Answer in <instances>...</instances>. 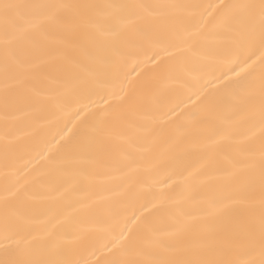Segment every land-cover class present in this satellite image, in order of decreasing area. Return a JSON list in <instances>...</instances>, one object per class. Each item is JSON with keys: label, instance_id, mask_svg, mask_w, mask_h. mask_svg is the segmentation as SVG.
<instances>
[{"label": "bare ground", "instance_id": "bare-ground-1", "mask_svg": "<svg viewBox=\"0 0 264 264\" xmlns=\"http://www.w3.org/2000/svg\"><path fill=\"white\" fill-rule=\"evenodd\" d=\"M243 2L258 0H0L186 6L118 34L106 22L103 48L33 32L21 52L27 83L15 87L10 60L7 91L0 10V235L7 219L50 234L60 258L143 264L157 258L154 237L171 241L185 223L211 232V206L244 179L237 150L261 138L264 46L208 7ZM133 238L141 253L124 252ZM229 258L249 259L248 247Z\"/></svg>", "mask_w": 264, "mask_h": 264}, {"label": "snow or ice", "instance_id": "snow-or-ice-1", "mask_svg": "<svg viewBox=\"0 0 264 264\" xmlns=\"http://www.w3.org/2000/svg\"><path fill=\"white\" fill-rule=\"evenodd\" d=\"M183 5H123L92 3H47V4H0L4 16L3 50L6 73L11 60L19 70L15 87L23 88L24 61L21 52L31 42V33L52 28L69 43L82 35L98 48L106 47L101 39L105 24L112 22L114 34L133 29L138 21L156 15V10L183 8ZM224 8L220 23L227 29L237 31L247 42L257 39L264 46V0L235 3ZM129 11L127 18L121 17L122 10ZM26 17H28L26 19ZM145 35H147L145 33ZM118 70V69H117ZM89 78L95 73L88 71ZM264 81V76H262ZM260 142L258 147L240 148L232 163L244 174L240 186L224 199L216 201L208 213L213 221L209 233L195 230L190 223L176 228L171 241L159 237L152 239L157 249V258L143 264H264V83L261 85ZM89 143L95 142L89 138ZM246 245L250 254L243 261L229 258L233 246ZM143 238L128 241L125 253H141ZM0 264H80L60 258L59 249L50 243V234L33 235L23 225L9 227L7 219L0 235ZM105 264H137L134 260L113 259Z\"/></svg>", "mask_w": 264, "mask_h": 264}]
</instances>
